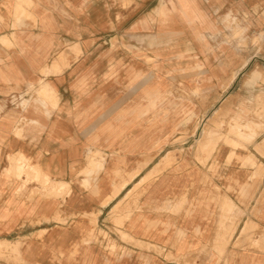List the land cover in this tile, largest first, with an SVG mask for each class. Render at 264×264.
<instances>
[{"label":"crops","instance_id":"crops-1","mask_svg":"<svg viewBox=\"0 0 264 264\" xmlns=\"http://www.w3.org/2000/svg\"><path fill=\"white\" fill-rule=\"evenodd\" d=\"M259 1L0 0V264H264V157L186 136L216 89L163 80L211 79L203 41Z\"/></svg>","mask_w":264,"mask_h":264},{"label":"rangeland","instance_id":"rangeland-1","mask_svg":"<svg viewBox=\"0 0 264 264\" xmlns=\"http://www.w3.org/2000/svg\"><path fill=\"white\" fill-rule=\"evenodd\" d=\"M259 3L248 14L224 12L219 17L220 30L211 35L210 40L203 41L202 55L210 56L216 62L214 65L205 64V68L210 70L211 79L203 78L204 72H200L199 78H196L198 73L190 71L189 73L194 74H166L163 80L173 94L182 88L187 91L178 96L185 104L196 102L202 109L208 107V87L216 89L213 109L189 111L184 106L186 136H211L215 138L218 147L225 144L231 148L233 154L251 153L253 149L264 157V1ZM103 40L111 38L103 37ZM184 43L170 45L171 42L165 39L162 47H157L156 51L176 52L177 47ZM103 49H92L91 54H100ZM117 51L119 55L132 53V49H128V53L122 48ZM149 53H154V50H149ZM145 54L147 51L140 50L135 55ZM223 57L227 63H222ZM159 87H163V81L159 77L152 78L147 85V89ZM248 161L252 159L248 157ZM248 164L250 168L258 167L259 171L264 172V165Z\"/></svg>","mask_w":264,"mask_h":264},{"label":"bare ground","instance_id":"bare-ground-1","mask_svg":"<svg viewBox=\"0 0 264 264\" xmlns=\"http://www.w3.org/2000/svg\"><path fill=\"white\" fill-rule=\"evenodd\" d=\"M246 83V82H245ZM249 83V82H248Z\"/></svg>","mask_w":264,"mask_h":264}]
</instances>
